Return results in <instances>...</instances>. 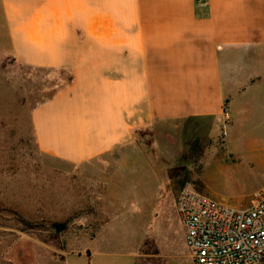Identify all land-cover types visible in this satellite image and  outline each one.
<instances>
[{
    "label": "crops",
    "instance_id": "obj_1",
    "mask_svg": "<svg viewBox=\"0 0 264 264\" xmlns=\"http://www.w3.org/2000/svg\"><path fill=\"white\" fill-rule=\"evenodd\" d=\"M203 1L0 0L16 60L72 77L32 112L40 151L73 164L126 160L135 151L118 150L138 130L208 124L223 149L209 147L210 168L226 174L230 144L264 124V0ZM118 163L103 177L106 204L148 206L152 169ZM201 192L237 208L251 202L221 180ZM133 230L139 238L148 228ZM179 250L160 247L159 264H193L184 229Z\"/></svg>",
    "mask_w": 264,
    "mask_h": 264
},
{
    "label": "rangeland",
    "instance_id": "obj_2",
    "mask_svg": "<svg viewBox=\"0 0 264 264\" xmlns=\"http://www.w3.org/2000/svg\"><path fill=\"white\" fill-rule=\"evenodd\" d=\"M70 78L63 70L18 62L0 8V264H104L106 258L132 264L134 246L136 264H159L160 247L166 253L181 250L175 199L183 186L207 192L221 180L244 202L264 192V124L230 144L235 160L226 174L210 168L209 147L222 148L220 128L212 133L208 124L138 130L118 150L135 151L132 159L112 153L73 164L45 154L36 142L32 112ZM128 160L153 171L148 206L134 205L136 199L129 206L106 204V167ZM140 211H148L147 220ZM54 223L67 228L57 232ZM137 223L148 228L146 236L143 231L134 238Z\"/></svg>",
    "mask_w": 264,
    "mask_h": 264
},
{
    "label": "built area",
    "instance_id": "obj_3",
    "mask_svg": "<svg viewBox=\"0 0 264 264\" xmlns=\"http://www.w3.org/2000/svg\"><path fill=\"white\" fill-rule=\"evenodd\" d=\"M175 208L193 264H264V192L237 208L185 185Z\"/></svg>",
    "mask_w": 264,
    "mask_h": 264
},
{
    "label": "trees",
    "instance_id": "obj_4",
    "mask_svg": "<svg viewBox=\"0 0 264 264\" xmlns=\"http://www.w3.org/2000/svg\"><path fill=\"white\" fill-rule=\"evenodd\" d=\"M72 80V77L70 78V81ZM67 228V225L65 223H54L51 226V229L57 231V232H62ZM89 256V255H88ZM90 264V263H89Z\"/></svg>",
    "mask_w": 264,
    "mask_h": 264
}]
</instances>
